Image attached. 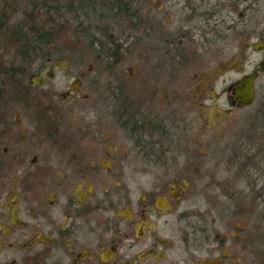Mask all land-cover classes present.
<instances>
[{"label": "flooded vegetation", "instance_id": "1", "mask_svg": "<svg viewBox=\"0 0 264 264\" xmlns=\"http://www.w3.org/2000/svg\"><path fill=\"white\" fill-rule=\"evenodd\" d=\"M167 4L143 11L155 24L141 31L137 80L49 62L30 77L43 96L20 99L42 103V112L16 104L0 114V264H264V130L248 127L257 114L237 115L256 103L264 47L253 71L244 65L264 32L248 31L259 26L248 9L238 20L205 0H177L175 11ZM227 20L239 51L210 69L179 65V50L163 40L172 31L202 39L212 25L229 37ZM229 74L237 80L217 89ZM252 74L254 102L240 107L236 87ZM57 79L65 92L50 85Z\"/></svg>", "mask_w": 264, "mask_h": 264}, {"label": "trees", "instance_id": "2", "mask_svg": "<svg viewBox=\"0 0 264 264\" xmlns=\"http://www.w3.org/2000/svg\"><path fill=\"white\" fill-rule=\"evenodd\" d=\"M7 1L12 2L13 5L0 8V114L3 116L8 114L11 111L10 107L16 104L34 106L35 112H42V103L20 99L43 96L35 92L30 83V77L37 76L49 65V62L67 61L71 63V61L81 59L84 61L87 58L86 53L89 50L94 51L96 47L102 52L106 50L96 55L106 61H112L108 62V67H112L117 61L121 62L119 58L124 55L119 53L122 46L116 42L114 26L123 23L131 31L128 34L138 40L141 46L143 41L148 39L141 35L142 29L155 24L149 16L143 13L144 9H148L152 0ZM227 1L230 2L231 7H236L235 12L237 13L240 7L246 6L244 3L241 5L240 2L234 4L233 0ZM78 12H88L86 15L92 16L97 38L87 39L90 36V27L80 30L63 17V15H75ZM214 15L215 13L210 16L214 17ZM213 17L208 18V21H213ZM216 17L220 18V13ZM230 21L232 20H227L222 24L227 25L228 32H232L229 37L219 35L221 31L215 29L216 25H212L209 27L210 30L205 31L203 38L199 39L200 44L194 43L193 40L183 39L178 34H173V31L166 32L165 35H169L168 38H165L163 34V40H168L169 45H175L178 50L185 45V49L180 50L181 53L178 54L179 65L186 60L192 61L189 59L192 58L196 62L195 66L199 64L204 67L203 70L210 69L220 54L215 60L210 59L211 62L207 63L208 56L204 51L207 52V49L216 42L227 44L232 37L233 40H238L235 33L236 25L231 24ZM196 22L191 20L188 23ZM74 34H77V37ZM172 34L175 35L174 40H172ZM189 47L195 48L191 52L194 56L189 55ZM3 121L2 117L0 125ZM250 123L249 128L255 131L264 130V102L257 115L250 119ZM259 134L262 133L259 132Z\"/></svg>", "mask_w": 264, "mask_h": 264}, {"label": "rangeland", "instance_id": "3", "mask_svg": "<svg viewBox=\"0 0 264 264\" xmlns=\"http://www.w3.org/2000/svg\"><path fill=\"white\" fill-rule=\"evenodd\" d=\"M165 2H167V6L168 9L171 11H175V9L173 8L176 5L177 0H163ZM179 1H183V0H179ZM207 2V5L212 6L214 4L218 5L220 4L221 6V11L223 12L222 14H226L227 18L229 16H233L235 17V19H240L241 16L243 15L241 14L243 9H248L247 7H249L248 5L246 6H242L240 7V9L238 10V13L235 12V8L236 7H231V4L229 1L227 0H205ZM247 2V4H250L251 2H257L258 4L254 5V9H248V12L251 15H255V19H254V23H258V27L255 26H249L248 31L250 30H257L256 32V36L258 35V33L260 32H264V0H245ZM158 3V0H152V3L149 4L148 9L152 10V8H154L153 6H156ZM167 9V8H166ZM156 11V10H155ZM151 12V11H150ZM154 12V10H153ZM88 14L85 12H78L75 15L73 14H66L63 15L64 19L66 21H69L70 24H72L74 27L78 28V29H84L86 27H90V36L87 39H90L91 37L93 38H97L98 35L97 31L95 29V25H94V21L92 20V16L91 15H86ZM174 12H170V21H172V16H173ZM249 14V15H250ZM89 16V17H88ZM128 32H131L129 30V28L127 26H125L123 23H120L118 25L114 26V35H115V39L116 42L122 46V49H120L119 53L120 54H124L122 55L119 60L122 62L117 61L114 65H112V69L114 72H119L123 73L122 75L124 76V78H129L131 80H137V78H139L143 73V69L139 68V65H143L145 64V60L142 59V55L144 54V44L140 46V42L138 40L133 39ZM129 35V36H128ZM75 37H77V34L75 35ZM139 36V35H138ZM160 42V41H158ZM194 43L200 44L201 40L197 39V40H193ZM188 44V43H186ZM155 45H157L156 47H159L161 49H164L165 46L161 45L160 43L155 42ZM180 50L185 49V45H183L181 48H179ZM94 51L90 50L86 53L87 54V58H85L84 61L81 60H74L71 61V63L77 62L76 64L82 65V67L84 68V72L88 73L91 70H95L96 72V67L97 66H102V67H108V62L110 61H106V59L101 58V57H97L96 54L99 53H104L106 52V50H104V52L101 51V49L99 48H94ZM179 50V51H180ZM188 50H190L189 55L192 56L193 54L191 53L193 50H195V48H191L189 47ZM179 51H176L175 53V57L173 56V59L178 63V61L180 60L178 58V54L181 53ZM239 51V44H238V40L235 39L233 40V37L231 38V40H229V42L227 44L225 43H215L213 44L212 47H209L207 49V52L204 51V53H206V55L208 56V59H206L207 63L208 61H210V59H216L217 55L220 53L221 57L220 60L221 61H225L230 59L231 57L235 56ZM249 62H247L244 66L246 67V74H249L251 71H253L255 69V67L257 66V64L261 61V56L255 51H249ZM147 55H150L148 53H145ZM173 55V54H172ZM194 56V55H193ZM219 57V56H218ZM191 59L193 62L194 60L192 58ZM219 59V58H217ZM103 61V62H102ZM199 61V60H197ZM112 62V61H110ZM206 62L204 64H206ZM211 62V61H210ZM100 63V64H99ZM196 63V62H194ZM179 64V63H178ZM183 64V63H182ZM217 64V63H216ZM216 64H214L213 66H215ZM91 67V68H90ZM89 68L91 70H89ZM199 68H197L196 66L194 67V70L197 71ZM173 70H170V72ZM180 72V70L178 71V73ZM96 73H94L95 75ZM94 75L92 76V78L94 77ZM204 73L201 74L199 81L201 82L202 79L205 77ZM237 75L236 74H229V75H225L223 77H221L217 84H216V88L217 89H222L225 85L227 86L228 84H230L231 82H235L237 80ZM64 80H69L70 84L73 82V79H68V78H62ZM92 81V79H91ZM91 81L89 83H84V89L86 90V92L90 93V95H92V88H91ZM54 88H58V90H60V93L65 92V90L67 88L64 87V85L61 83V80H56L54 81L52 84ZM257 86H258V93H257V98H256V103L252 108H249L248 110H242L237 112V115H239L241 118H250L251 115H255L258 113L259 108L261 107L262 102H264V76H262L258 81H257ZM43 88H47V85ZM44 89V90H45ZM208 124V120L207 118L204 117H200V115H198V113L195 111V128H200V129H204ZM225 127V126H224Z\"/></svg>", "mask_w": 264, "mask_h": 264}, {"label": "water", "instance_id": "4", "mask_svg": "<svg viewBox=\"0 0 264 264\" xmlns=\"http://www.w3.org/2000/svg\"><path fill=\"white\" fill-rule=\"evenodd\" d=\"M253 50L255 52H261L264 44L263 43H255L251 45ZM66 63H61L60 65H65ZM237 64H234L233 66H230L226 69H224L223 71H229L232 70L233 68H236ZM264 71V67L262 69ZM256 80V75L252 74L249 75L247 78L243 79L242 81H240L236 87V94L238 99L241 101L240 103V107H246V106H250L255 99V87H254V83ZM36 83L40 82V79H36L35 80Z\"/></svg>", "mask_w": 264, "mask_h": 264}]
</instances>
